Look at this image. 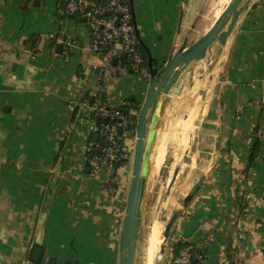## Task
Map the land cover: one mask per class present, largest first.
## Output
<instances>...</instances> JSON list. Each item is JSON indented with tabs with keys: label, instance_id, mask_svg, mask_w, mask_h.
<instances>
[{
	"label": "crops",
	"instance_id": "0c3cea01",
	"mask_svg": "<svg viewBox=\"0 0 264 264\" xmlns=\"http://www.w3.org/2000/svg\"><path fill=\"white\" fill-rule=\"evenodd\" d=\"M130 1L147 64L161 76L167 61L197 40L222 0ZM60 2L0 0V264H121L132 172L129 163L117 168L120 187L112 194L106 173L88 166L87 111L78 102L100 60L89 48L84 20L65 14ZM51 33L76 42L69 57L63 48L58 55L47 50ZM196 75L204 99L193 109L190 149L175 154L172 164L187 159L183 196L165 229L163 192L156 220L147 223L141 264L160 258L173 264L174 245L184 240L204 255L199 264H264V0H240L231 31L216 39L189 77L152 160L154 178L165 166L157 171L166 160L174 112ZM150 79L125 70L104 77L99 88L109 105L134 98L141 109ZM124 142L133 152L136 123ZM154 225L162 226L157 241L168 237L164 254L155 241L148 244ZM36 248L43 250L38 262Z\"/></svg>",
	"mask_w": 264,
	"mask_h": 264
},
{
	"label": "built area",
	"instance_id": "2783aa9c",
	"mask_svg": "<svg viewBox=\"0 0 264 264\" xmlns=\"http://www.w3.org/2000/svg\"><path fill=\"white\" fill-rule=\"evenodd\" d=\"M63 11L67 15L79 16L84 20L88 28L89 48L100 60L92 67V72H98L91 90L87 89L78 103L87 111L83 120L88 132V166L92 173H106V188L115 194L120 187L117 164L125 165L130 159V153L122 141L124 133L133 125L132 116L136 110L131 109L126 113L119 109L122 105H132L129 99L118 106L109 105L99 86L102 85L104 77L116 76L125 70L144 77L151 76L137 34L133 5L130 0H64ZM48 37L51 41L56 40L54 44L49 45L54 54L58 55V44H63V54L69 57L71 46L76 43L74 40L56 36L55 33L49 34ZM103 118L108 121L102 120ZM94 134H97L98 138L104 137L102 145L97 139L91 140ZM184 242L187 246L181 249L173 264H191L193 246L188 240ZM196 256L201 261L204 259L202 253ZM234 264L242 263L236 260Z\"/></svg>",
	"mask_w": 264,
	"mask_h": 264
},
{
	"label": "water",
	"instance_id": "95a60500",
	"mask_svg": "<svg viewBox=\"0 0 264 264\" xmlns=\"http://www.w3.org/2000/svg\"><path fill=\"white\" fill-rule=\"evenodd\" d=\"M240 0H222L215 10L213 16L207 22L206 27L201 32L197 40L188 48L185 55L179 58L173 55L165 64L162 74L167 77L169 70L176 68L173 74L168 78L166 84L161 91L157 90V82L163 76L157 75L151 66V93L157 98L154 113L151 120L150 130L145 143L144 154L142 147L139 145L137 150V161L140 162L137 185L132 195V204L130 210L127 211L124 230L126 231L125 240L122 244L124 255L121 264H141L143 244L145 242L144 235L149 220L152 192L154 184V172H151V163L156 151L163 140V133L167 121L171 116L172 109L177 101L178 95L181 94L185 84L193 71L199 65L201 60L205 58L209 49L217 38H225L231 31L237 15V7ZM230 21V23H229ZM229 23V25H228ZM228 28L223 32L224 28ZM46 35H43L39 49L44 50ZM36 41L35 39L32 42ZM63 44H58L57 51L61 52ZM181 59V60H180ZM165 77V78H166ZM96 76L90 82L88 90H91ZM153 105V101L148 98L144 103ZM145 125V116L141 115L136 126L137 136L142 137ZM94 138H98L94 134ZM142 154V155H141ZM176 170V174H177ZM124 238V235H123ZM42 248H36L33 254V260L39 261L42 255Z\"/></svg>",
	"mask_w": 264,
	"mask_h": 264
},
{
	"label": "rangeland",
	"instance_id": "374dc122",
	"mask_svg": "<svg viewBox=\"0 0 264 264\" xmlns=\"http://www.w3.org/2000/svg\"><path fill=\"white\" fill-rule=\"evenodd\" d=\"M214 1H216V0H214ZM217 3L215 5H213V10H214L215 6L217 5ZM208 9H209V7L202 8V10H201L202 15L199 18V24L202 22L203 15L206 14ZM49 47L50 46H47L48 51H50ZM210 60L207 61L203 65L202 71H204L207 64L210 62ZM199 73H197V74L199 75ZM198 75L195 76L196 79L194 78L192 83L189 85V87L185 91V95L181 99V105L174 112L173 121L175 122V125L173 126L174 128L172 127L173 132L169 136V145H168L169 147L167 149V153H166V157H165L166 160L164 159V160L159 161L158 165L156 166L157 171H158L162 167V165L164 164V161H165L164 168L157 173V177L154 179L153 192H152V202H151V209H150V215H149L150 218L148 221L150 223V221H151L150 219H152V218L156 220L157 215H156L155 207L158 206L159 203H161L163 192H165V194H167V198L164 201L166 205H165L164 211L162 212V223H163L165 229L171 227L168 225L171 221V220L169 221V217H170L171 213L173 212L174 207H176L177 204L179 203L178 196L179 197L183 196L181 184L184 182V178H187L188 172H189V167L187 166V159H185L184 157H182V159L180 160L181 164H179L175 168L172 167V164L175 161V154L179 153V151H181V152L184 150L187 151L188 149H190V146L192 143L193 138L191 139V141H189V142L187 141V138H188L187 134L189 131V126H190L191 120L193 119V111H194L193 109H196L197 104L202 101V98H203V96L205 94V90H206V89H203L204 87L202 89H201V87H196L198 85L196 83L198 80L197 79ZM161 76H163V77L159 78L158 81L160 79H163V80L166 79L165 75H161ZM140 111H141V109L139 110V112ZM139 112H138V114H139ZM137 118H138V115H137ZM125 133H124V137H125ZM189 133H191V134L193 133V127L191 128ZM184 139H186L185 146H183V144H182V141H184ZM124 145H125V142H124ZM129 161H128V163H129ZM176 170H178L177 174H176ZM164 202H163V205H164ZM160 234L162 235V226L154 225L153 231L151 232V234L149 235V238H148V244L150 243L152 245V244H154V241H155V245L158 244L159 246L163 247V249H164L163 254H164V252L167 251V249H166V246H167L166 242L167 241L166 240L168 239V237H165L166 239H164V241L162 243L161 237L158 241H157V239L154 238L156 236H159ZM161 243H162V245H161ZM165 258H166V255H165ZM160 260H162V259L161 258L159 259L158 264H163L162 261H160Z\"/></svg>",
	"mask_w": 264,
	"mask_h": 264
},
{
	"label": "bare ground",
	"instance_id": "6f19581e",
	"mask_svg": "<svg viewBox=\"0 0 264 264\" xmlns=\"http://www.w3.org/2000/svg\"><path fill=\"white\" fill-rule=\"evenodd\" d=\"M239 3H240V1H239ZM239 3H238V6H239ZM237 10H238V7H237ZM229 23H230V21H229ZM229 23H228V25H229ZM228 25L224 28L225 31L227 30ZM220 40L222 41V37H220ZM186 51L178 54L179 58H182L185 55ZM175 68H176V65H175V67L173 69L168 71L167 77H166L165 80L160 79L157 82V84H156L157 87L156 88H157V90H159L160 93L163 90L168 78L173 74ZM148 98L153 101V105L143 104V106L141 108V111L138 114L136 126H137V124L139 122L140 116L141 115L145 116L144 131H143L142 137L137 136V133H136V142H135L134 151L130 153V159H129L130 160L129 161V166H130L129 168L130 169H129V171H130V175H131V172H132V175H131V182H130V189H129V196H128L127 211L130 210V207H131V204H132V195L134 194L135 189H136L138 173H139V168H140V164H141L140 162L137 161V150H138V147L140 145L142 147V149H143L142 154H144L145 143H146V131H147L148 114H149L150 110L155 106L156 101H157V98L155 97V95H153L151 93V90L149 91ZM123 232H124V238L123 239H125L126 231L124 230ZM124 241L125 240H123V243H124ZM123 248H124V246H123Z\"/></svg>",
	"mask_w": 264,
	"mask_h": 264
},
{
	"label": "trees",
	"instance_id": "16d2710c",
	"mask_svg": "<svg viewBox=\"0 0 264 264\" xmlns=\"http://www.w3.org/2000/svg\"><path fill=\"white\" fill-rule=\"evenodd\" d=\"M60 5L63 7L64 6V2H60ZM57 36V35H56ZM56 42L55 39H53L50 43V45L54 44ZM144 52V51H143ZM62 55L65 57V55L62 53ZM146 58V56H145ZM155 73H156V69H154ZM98 72V70H95L94 73L96 74ZM78 75L80 77H84L85 74H84V70H83V67H79V71H78ZM104 98H105V95H104ZM129 101L131 103H133L132 105H122L119 107V109L123 112H130L131 109H134L136 111H139V106L137 105L136 103V100L134 98H129ZM137 119V115H133L132 116V121H133V125L131 127H129V129L131 128H134L135 124H134V121H136ZM102 120H105V121H108L107 118H103ZM137 123V121H136ZM91 140H94L93 138V135L91 137ZM101 145H102V142H104V137L103 136H100L98 139H97ZM122 144L124 145V138H123V141H122ZM259 146H260V143H259V140H257V143L253 146V148L251 149V153H250V162L251 164H253L254 162V158L256 157L257 153H258V149H259ZM126 165V164H125ZM120 166H123L122 164L118 163L117 164V168L120 167ZM185 246H187V243L186 242H177L175 245H174V258L178 256V254L180 253L181 249H183ZM201 253L199 249L197 248H193L192 251H191V264H199L201 262V260H199L197 258V254Z\"/></svg>",
	"mask_w": 264,
	"mask_h": 264
}]
</instances>
